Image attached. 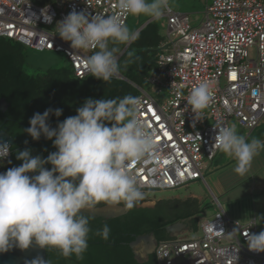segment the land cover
I'll return each instance as SVG.
<instances>
[{
	"label": "built area",
	"instance_id": "obj_1",
	"mask_svg": "<svg viewBox=\"0 0 264 264\" xmlns=\"http://www.w3.org/2000/svg\"><path fill=\"white\" fill-rule=\"evenodd\" d=\"M0 0V37L16 39L26 47L62 52L79 79L86 55L48 27L63 21L73 10L86 15L119 13L117 0ZM52 17L44 19V12ZM129 15H122L126 23ZM165 39L160 44L157 68L147 81L168 97L158 101L138 87L139 117L155 133L156 148L142 163L128 164L140 190L174 189L204 180L206 162L220 151L217 125L229 118L251 132L264 118V2L260 0H208L199 24L189 15L167 11ZM57 28V26H56ZM91 51L94 49H90ZM213 84L211 105L193 126L187 104L192 88L201 81ZM179 95V99H177ZM219 205V203H218ZM220 212L199 222L194 237L158 240V264H264V252L250 251L247 233L257 234L253 221H231Z\"/></svg>",
	"mask_w": 264,
	"mask_h": 264
},
{
	"label": "clouds",
	"instance_id": "obj_2",
	"mask_svg": "<svg viewBox=\"0 0 264 264\" xmlns=\"http://www.w3.org/2000/svg\"><path fill=\"white\" fill-rule=\"evenodd\" d=\"M117 8L119 13L107 16H89L73 10L56 24L58 35L70 42L71 48L98 49L84 58L83 68L105 82L119 73L121 49L110 45H129L139 39V32L130 29L122 15H145L159 20L171 10V0H117ZM43 12L44 19L51 23L52 17ZM212 89L208 80L192 88L187 104L194 114L193 126L211 105ZM140 110V98L126 95L88 98L75 116L67 117L55 128L48 123L49 117H60L62 109L49 108L43 114L33 115L30 127L24 131L36 141L41 136L52 140L57 151L46 159L33 157L29 149L20 151L16 158L23 163L0 173V253L14 245L27 249L35 242L41 248L57 249L65 258L74 255L78 261L83 260L91 231L89 217L84 213L102 202L123 203L131 209L143 199L128 164L144 162L154 152L156 141L154 131L140 119ZM216 128L217 148L234 157V171L245 175L254 157L264 150V141H247L237 133L235 125L219 124ZM9 154V144L0 141V161ZM46 164L52 168L47 169ZM253 220L260 223L264 216ZM109 233L105 224L96 234L107 239ZM246 237L250 251L264 252V231L247 233Z\"/></svg>",
	"mask_w": 264,
	"mask_h": 264
},
{
	"label": "trees",
	"instance_id": "obj_3",
	"mask_svg": "<svg viewBox=\"0 0 264 264\" xmlns=\"http://www.w3.org/2000/svg\"><path fill=\"white\" fill-rule=\"evenodd\" d=\"M155 21L146 24L139 31V39L119 54V76H114L107 82L92 74L79 79L73 74L67 59L62 66L28 72L25 67L26 46L18 41L0 37V99L4 98L8 103L7 110L0 111V125L14 139L9 156L0 161V173L23 163L16 158L20 151L29 149L33 157L40 156L43 159L57 151L52 140L41 136L36 141L24 131L30 127L29 120L35 113L43 114L49 108L62 109L60 117H49L48 123L55 128L67 117L75 116L77 109L88 98L100 100L135 96L139 92L136 86L145 90L147 84L149 85L147 78L156 67V57L162 40ZM113 46L119 47L121 52L125 47L122 44L110 45ZM130 57L134 62H130ZM106 124L111 126L109 122ZM45 167L50 170L52 165L46 164ZM147 201L149 199L143 197L133 208L116 217L88 216L91 231L83 260L78 261L74 255L65 258L57 249L47 248V261L49 264H156L154 252L148 256L146 262L139 263L131 246L135 238L151 234L157 241L172 239L175 236L166 230L167 225L186 220L190 216L194 223L197 221L191 208L183 205L185 201L177 198L160 199L154 207L142 206ZM104 204L102 202L96 206ZM121 205L124 206L123 203ZM105 224L110 228L107 239L96 234Z\"/></svg>",
	"mask_w": 264,
	"mask_h": 264
},
{
	"label": "rangeland",
	"instance_id": "obj_4",
	"mask_svg": "<svg viewBox=\"0 0 264 264\" xmlns=\"http://www.w3.org/2000/svg\"><path fill=\"white\" fill-rule=\"evenodd\" d=\"M199 3L200 10L196 11L195 13L189 14V23L194 26L199 24L204 8L206 7V3L204 0H196ZM264 2V0H260ZM38 4H46L50 2V0H39L36 1ZM172 2L176 3L179 9H188L191 7V3L193 0H172ZM171 2V4H172ZM171 9L172 8L171 5ZM175 11V10H174ZM182 12V11H180ZM149 19H152L149 16L141 15V16H132L129 15L128 19L126 21L127 26L132 29L136 30L141 25L146 23ZM155 20V19H154ZM159 25V34L165 35L166 33V18L163 15L162 18L155 21ZM52 31H56V23L53 24V26L48 27ZM70 44V42H68ZM27 49V63L39 67V68H49V67H59L66 63L65 55L62 52H55L50 50H35L29 47H26ZM83 51V50H82ZM86 55L90 56L94 52L91 50L83 51ZM145 90L148 93H151L153 97H155L158 101H163L168 97V91L167 89L163 88L160 92L157 91V89L154 86H151L150 84L145 87ZM228 125H235L237 129V133L239 135H243L247 141H251L252 139H256L261 135V133H264V119L260 122V124L254 128V130L250 133L249 130L244 129L241 127L233 118H229ZM230 158H233L232 156H229L225 154L223 151H219L216 156L213 158V161H209L204 159L206 162V169L204 170L205 178L197 179L195 181H192L188 184L182 185L180 187L174 188V189H166V190H155V191H143V197L145 198H153V199H171L175 197H179L181 199H186L191 197L190 195H195L202 198L201 204L198 207V203H196V210H200L198 212L194 213L195 221H201L205 218H213L216 214L220 212V207L217 203V201L214 198V193L212 192V189L214 190V187L212 185L213 177L217 172L222 171V167L225 163H228L230 161ZM217 175V174H216ZM212 188V189H211ZM219 198V197H218ZM219 202L221 203L222 207L224 208L225 212L228 214V217L231 221H235V216L237 209L235 207V204L228 201L227 197L222 196L219 198ZM258 216L260 215L258 212ZM244 224V222H243ZM257 228L259 230V233L264 229V220H262L260 223L256 221ZM199 233V232H198ZM184 235L186 236H195V232L193 231H187Z\"/></svg>",
	"mask_w": 264,
	"mask_h": 264
},
{
	"label": "crops",
	"instance_id": "obj_5",
	"mask_svg": "<svg viewBox=\"0 0 264 264\" xmlns=\"http://www.w3.org/2000/svg\"><path fill=\"white\" fill-rule=\"evenodd\" d=\"M204 1L207 2L208 0H204ZM171 5H172V8L175 10V12L182 11L180 13H186L188 15L200 10V7L198 6L199 3L196 0H193V2L190 4L191 7H189L188 9H179L177 4L174 2H172ZM152 20L154 19H149L147 21V24L151 22ZM137 30L138 29H136L135 31ZM162 39L163 40L160 42V44L164 41L165 35H162ZM256 139H260L261 141H264V133H261V135L257 137ZM235 167H236V160L233 157V158H230V161L228 163L224 164L221 172H217L216 173L217 175L215 174V176L213 177V181H212L214 190L211 188L212 192L214 193V198L217 201V203H219V205L222 207L221 203L219 202V198L222 196H226L227 202L229 201L231 205L234 203L237 209L235 221L239 223H243V222L247 223V222L253 221L256 226L257 234H259L256 221L253 219L257 217L258 212L260 215L264 216V150H261L259 155L254 157L251 168L245 175L241 176L240 174L236 173L234 171ZM204 178H205V175H204ZM190 196L198 199L197 203L199 207V205L201 204L202 198L195 196V195H190ZM175 198L181 200V198L179 197H175ZM147 199H149V201L144 203V204H147V206L153 205L155 202L160 200V199H153V198H147ZM222 209L224 213L226 214V216L228 217V214L225 212L223 207ZM191 217L192 216L188 218L189 223H190V229L181 228L179 233L172 234V236H181V237H187V238L194 237V236L184 235L187 231H193L196 234L195 236H197L199 234L198 233L199 232V221L194 223V221L191 220ZM262 231H264V229H262Z\"/></svg>",
	"mask_w": 264,
	"mask_h": 264
},
{
	"label": "water",
	"instance_id": "obj_6",
	"mask_svg": "<svg viewBox=\"0 0 264 264\" xmlns=\"http://www.w3.org/2000/svg\"><path fill=\"white\" fill-rule=\"evenodd\" d=\"M145 24H147V22L141 25L137 31L142 29ZM12 40L17 41L16 39H12ZM127 46L128 45L124 47L120 55L126 50ZM161 47H159V50ZM27 49L28 48H26V50ZM25 67L27 71L31 73L37 71H44L47 69V68L35 67L28 63L25 64ZM157 67L158 65L156 64L155 68ZM118 76L119 75L117 74L115 77ZM139 93L140 92H138V94ZM7 108H8V103L5 101L4 98H1L0 111L5 112ZM0 141H6L9 144V146H11V144L14 141L13 137L1 128V125H0ZM149 191H155V190H149ZM181 200L185 201L183 205L184 206L186 205L189 208H191V210L194 213L200 211V210H196V203L198 200L197 198L189 197ZM155 203L153 205H150L149 207H154ZM142 206H147V204H142ZM128 210H129L128 208H126L121 204L119 205L104 204L102 206H95L92 210H90L89 212H85L84 214L88 216H99V217L109 218V217H116L122 215L126 213ZM181 228L190 229V223L188 218L186 220L176 221L166 226V230L169 233H171V235L179 233ZM152 237L153 236H151L150 234L140 235L137 236L135 240L131 243V246L134 248L135 256L139 260V263L146 262L148 260V256L154 252V248H152V243L149 242ZM154 255H155L156 264H158L155 252ZM0 264H49V262L47 261L46 258V248H41L40 246L36 245L35 242H33V244L30 245L27 249H21L14 245L9 251L0 253Z\"/></svg>",
	"mask_w": 264,
	"mask_h": 264
},
{
	"label": "flooded vegetation",
	"instance_id": "obj_7",
	"mask_svg": "<svg viewBox=\"0 0 264 264\" xmlns=\"http://www.w3.org/2000/svg\"><path fill=\"white\" fill-rule=\"evenodd\" d=\"M151 235V234H150ZM151 236H153V235H151ZM149 242H151L152 243V248H155L154 246L156 245V243H157V240L155 239V237L153 236L151 239H150V241Z\"/></svg>",
	"mask_w": 264,
	"mask_h": 264
}]
</instances>
